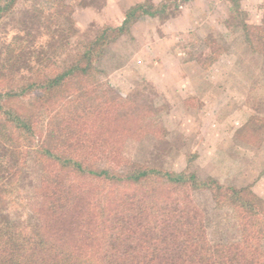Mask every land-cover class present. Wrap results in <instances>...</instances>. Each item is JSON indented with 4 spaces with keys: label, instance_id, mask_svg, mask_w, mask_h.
I'll use <instances>...</instances> for the list:
<instances>
[{
    "label": "rangeland",
    "instance_id": "1",
    "mask_svg": "<svg viewBox=\"0 0 264 264\" xmlns=\"http://www.w3.org/2000/svg\"><path fill=\"white\" fill-rule=\"evenodd\" d=\"M142 2L157 8L167 3V9L139 17L96 57L97 69L82 80L88 81L83 94L75 80L37 103L36 145L21 156V170L10 178L16 187L1 205L25 217L27 198L43 193L40 179L56 174L57 166L38 148L41 134L44 144L60 151L72 150L76 140L82 143H75L77 154L121 174L153 167L242 189L239 197L205 188L175 198L200 205L209 243H232L234 255L249 243L264 260V0H17L0 16V62L12 57L0 87L56 75L103 27L120 23ZM69 107L86 115L67 129ZM103 119L113 125L111 137L98 125ZM93 126L101 146L87 148ZM55 128L63 129L62 136H51ZM154 178L152 185L125 186L153 188L155 195L160 178Z\"/></svg>",
    "mask_w": 264,
    "mask_h": 264
},
{
    "label": "trees",
    "instance_id": "2",
    "mask_svg": "<svg viewBox=\"0 0 264 264\" xmlns=\"http://www.w3.org/2000/svg\"><path fill=\"white\" fill-rule=\"evenodd\" d=\"M16 1L0 0V16ZM166 9L167 3L159 8L145 2L135 4L125 11L120 23L103 27L86 49L56 75L0 87V264H251L264 261L258 250L249 249V243L244 245L248 251H243V247L235 255L232 243H209L200 205L175 198L181 193L189 194L193 189L205 191V188L212 193L228 189V194L239 197L242 189H223L214 178L202 180L193 174L188 177L184 172L153 167H139L132 173L121 174L92 161L90 155L77 154L75 143L81 142L76 140L72 150L60 151L52 144H44L41 134L38 148L43 159L57 166L56 174L40 179L37 190L40 192L43 188V193L27 198L25 217H14L1 205L16 187H10V178L21 170V156L36 145L37 103L45 102L56 92L61 93L67 83L75 80L80 83L79 91L86 90L88 81L82 83V80L90 79L97 69L96 57L139 17L161 15ZM11 59L1 58L0 80L5 78L4 71L9 69ZM37 91L36 95H30ZM67 102L72 103V100ZM67 102L58 106L66 108ZM68 109L63 121L70 129L68 123L82 121L86 113L72 107ZM98 125L105 137H111L113 125L109 121L103 119ZM62 130L55 128L50 134L57 138L62 136ZM96 131L100 133L93 126L87 148L101 146V138L95 139ZM154 177L160 178V190L155 195H151L153 188L136 191L125 186L130 183L144 186L146 181L152 185ZM72 178L79 182L74 184ZM83 181H90L97 188L91 190L86 185L84 189L80 184ZM62 197L66 198L65 205L58 207ZM151 197L157 198V202L149 201ZM70 201L75 204L66 205ZM108 202L112 205L110 210H106Z\"/></svg>",
    "mask_w": 264,
    "mask_h": 264
}]
</instances>
